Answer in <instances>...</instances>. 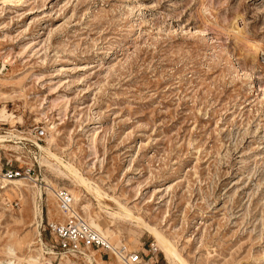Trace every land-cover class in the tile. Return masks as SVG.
<instances>
[{
  "label": "rangeland",
  "instance_id": "1",
  "mask_svg": "<svg viewBox=\"0 0 264 264\" xmlns=\"http://www.w3.org/2000/svg\"><path fill=\"white\" fill-rule=\"evenodd\" d=\"M261 55L264 0H0V163L32 167L0 186V264H123L52 246L45 223L65 213L46 180L150 264L168 262L117 202L189 264H264Z\"/></svg>",
  "mask_w": 264,
  "mask_h": 264
},
{
  "label": "built area",
  "instance_id": "2",
  "mask_svg": "<svg viewBox=\"0 0 264 264\" xmlns=\"http://www.w3.org/2000/svg\"><path fill=\"white\" fill-rule=\"evenodd\" d=\"M264 63V55H261ZM44 133L42 127L35 129L37 138H40ZM5 163H0V177L11 179L13 177H30L32 167H12ZM56 205L58 209L65 213L61 221L49 220L45 223V229L51 234L54 240L53 247L58 248L62 252L76 253L83 252L89 247L100 248L105 252H111L123 264H150L147 260H143L140 251L127 248L124 243L112 244L107 238L100 236L96 230L90 226L82 215L74 209L73 199L68 190L64 187L55 189L54 193ZM156 249L154 244H151L148 250L153 252ZM119 255V256H117Z\"/></svg>",
  "mask_w": 264,
  "mask_h": 264
},
{
  "label": "bare ground",
  "instance_id": "3",
  "mask_svg": "<svg viewBox=\"0 0 264 264\" xmlns=\"http://www.w3.org/2000/svg\"><path fill=\"white\" fill-rule=\"evenodd\" d=\"M0 112H1L0 113L1 116H4V117L7 116L6 115L7 113H6V111L4 109L1 110ZM9 115L10 114H8V116ZM7 137L5 135H3V134H0V143H3V141L7 140L6 139ZM37 145H38V147L40 148L41 151H44L45 155H47L48 157H50L52 160L55 161V163H53V164L50 163V165H53V167H55L61 174L66 175L68 177H72L74 179V181L76 182V184L82 185V186L86 187L87 189H90L88 191L92 192L94 194V196L98 199V201L102 197L106 196V194L102 190H100V188L97 185L94 184L92 186L91 182L88 179H86L85 177H83L81 175V173L78 171V169L76 167H74L72 164L65 163L62 160V158L57 156L49 147H45L43 145H40L39 143ZM13 178H15L17 180L6 181V180H4L2 178L1 184H0L1 188H6V187L9 186V184L14 185L16 187L25 186L24 183L21 182L22 181L21 178H23V177H19V178L13 177ZM13 178H11V179H13ZM46 181H47L46 182L47 184H46L45 188L47 189L48 194H54L55 193V189L51 187L52 184L50 183V181H48V180H46ZM27 186L28 185H26V187ZM37 187H38V185H37ZM37 190L40 191V187H38ZM73 196H75V195H73ZM72 199H73V197H72ZM72 205H73V203H72ZM117 205L118 206H116L117 208L115 209V212H113V213H115L117 216H119L121 218L134 219L136 223H138L140 226L145 228L153 236L156 244L158 245L159 251L163 253V256H164L165 260L168 262V264H189L181 256V254L179 253V251L175 247V245L165 235H163V233L157 227L152 226V225L146 223L145 221H143L140 217L135 216L130 210L127 209V207H125L124 205L120 204L119 202H117ZM82 207L85 208L86 206L84 205ZM35 216L36 215L34 214V217ZM87 223L90 226H92L88 221H87ZM96 232L100 236L104 237V233L101 232V234H100L97 230H96ZM108 233H111V232L109 231ZM105 238H107V237L105 236ZM108 241L110 242L109 239H108ZM10 251H11V249H10ZM50 251H52V250H50ZM117 256H119V255H117ZM87 257L89 258L90 262H92L91 257L90 256H87ZM7 262H8V264H10V261H7ZM32 264H41V262L39 260H37V259H33L32 260ZM128 264H132V263H128Z\"/></svg>",
  "mask_w": 264,
  "mask_h": 264
}]
</instances>
